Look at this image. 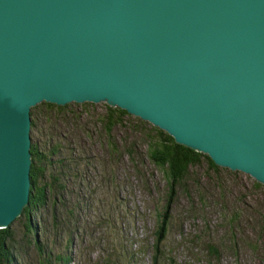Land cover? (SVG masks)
<instances>
[{
  "label": "water",
  "instance_id": "water-1",
  "mask_svg": "<svg viewBox=\"0 0 264 264\" xmlns=\"http://www.w3.org/2000/svg\"><path fill=\"white\" fill-rule=\"evenodd\" d=\"M43 101L120 107L264 184V0H0V229Z\"/></svg>",
  "mask_w": 264,
  "mask_h": 264
},
{
  "label": "rangeland",
  "instance_id": "rangeland-1",
  "mask_svg": "<svg viewBox=\"0 0 264 264\" xmlns=\"http://www.w3.org/2000/svg\"><path fill=\"white\" fill-rule=\"evenodd\" d=\"M67 105L66 112L53 113V119L45 127L49 130L55 124L65 138L74 137L77 141L84 138L85 129L92 133L91 140L85 139L86 150L83 149L91 160L89 168L83 164L72 167L79 168L85 178L83 184L88 182L82 186L80 196L86 197V208L91 206L94 210L84 214L75 210L76 218L71 224L80 227V236L74 235L68 246L69 234L65 233L58 238L57 248L71 253L69 264H116L120 255L114 260L112 252L121 250L128 252L133 260L131 264H154V232L158 214L164 208L168 185L151 161L147 143L136 131L150 129L153 124L142 123L132 115L130 126L118 124L102 138L99 134H104L107 128L102 119L106 117V121L109 114L105 102ZM42 138L40 136L41 141ZM106 140L117 143L118 152L109 150ZM203 173L195 169L190 173L194 180L188 177L178 187L170 232L157 264H264V190L255 187V178L242 171L221 172L226 191L220 190L215 179L209 180ZM104 175H109L111 182ZM79 182L80 178L76 179L73 172L66 178L72 192L64 193L69 202L67 210L77 203L72 186L78 190ZM89 186L94 190L92 196H88ZM98 198L101 200L99 206L96 204ZM60 210L65 209L60 206ZM44 218L50 222L52 214H44ZM70 218L72 215H67L61 222L60 227L66 231ZM25 224V218H17L12 224L14 237L20 243L28 236L32 241L38 236V233L31 236ZM211 247H219L220 258L208 263ZM24 252H21L24 264H35L37 255L33 245Z\"/></svg>",
  "mask_w": 264,
  "mask_h": 264
},
{
  "label": "trees",
  "instance_id": "trees-1",
  "mask_svg": "<svg viewBox=\"0 0 264 264\" xmlns=\"http://www.w3.org/2000/svg\"><path fill=\"white\" fill-rule=\"evenodd\" d=\"M67 106L43 101L32 107L31 194L28 205L25 206L18 218H25L27 232L31 236L35 234L37 236L38 233V236L33 241L28 236L23 243H20L14 237L12 231V224L15 220L9 227L0 229V264H24L21 252L25 254L24 250L26 251L32 245L37 255L35 264H69L72 262L71 253L66 249H58L57 242L58 238L68 233L67 244L70 246L74 235L80 236V227L71 224L74 218H76V209L83 214L85 212L89 213L90 209L94 210V207L91 206L90 209L86 208V197L80 196L83 193L82 186H86L88 182L86 181L87 184H83L85 178L81 176L79 168L72 167L75 164H83V166L89 168L91 160L83 149L86 150L84 144L86 141L91 140L92 133L90 130L85 129L82 134L84 138L81 141H77L74 137L70 139L65 138L56 129L55 124L49 130L45 127L53 119L51 118L53 113H64ZM106 106L109 109V114L106 121H104L106 117L102 120L107 128L104 134H99L100 137L109 135L118 124H128L130 126L133 123L131 121L133 117L127 110L117 106ZM136 118L142 123L146 122L140 117ZM136 131L142 136L144 143H147L148 155L158 170L162 172L168 185L164 208L158 214L157 228L154 232L153 260L154 264H157L162 257V247H164V242L170 232L172 210L177 200L178 187H181L184 180L188 177L194 180L190 173L195 169L196 171L201 169L209 180L215 179L214 181L220 190L226 191L225 182L220 178L221 172L228 170L231 173H237V171L217 165L208 154L179 144L172 135L154 125L142 132ZM40 136H43L42 141ZM85 139L88 140L85 141ZM105 145H108L109 150L113 153L118 152L119 147L117 143L106 140ZM72 172L76 179L80 178V182L77 184L78 190L75 188V185L72 186L75 195H77V205L75 204L67 210L69 202L67 203L66 198H64V193H66L65 191L72 193L66 184V178L72 175ZM104 177L111 182L112 179L109 175H104ZM253 185L258 189L264 190L263 184L256 179H254ZM93 193L94 190L89 186L88 196H92ZM100 201L99 198L96 200L97 206H99ZM60 206L65 210L61 211ZM50 213L52 214V221L46 222L44 214ZM67 215H72L68 231L60 227L61 222ZM32 216H35L34 222L32 221ZM262 219L264 220V217ZM112 254L114 260L116 255H120L119 262L125 261L124 264H131L133 262L125 250L112 252ZM209 254L211 259L208 263L219 261V247H211ZM108 260H111V256L108 257ZM119 262L116 264H120Z\"/></svg>",
  "mask_w": 264,
  "mask_h": 264
}]
</instances>
